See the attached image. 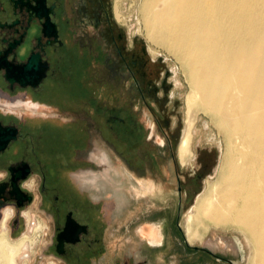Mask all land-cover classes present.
I'll return each mask as SVG.
<instances>
[{"label": "flooded vegetation", "instance_id": "obj_1", "mask_svg": "<svg viewBox=\"0 0 264 264\" xmlns=\"http://www.w3.org/2000/svg\"><path fill=\"white\" fill-rule=\"evenodd\" d=\"M16 1L0 0V10H11ZM31 2L36 12L50 23L44 30L46 36L37 32L32 45V53L38 54L47 68L35 87L21 88L16 84L10 87L0 77V127L16 132L15 138L0 151V220L8 209L1 230L7 233L8 221L12 232L19 228L22 211L34 199L30 182L36 176L40 206L53 222L49 245L53 254L63 264H95L103 258L106 223L100 202H93L87 190L80 189L71 178L76 171L89 175L103 171L88 158L94 141H99L110 156L123 164L130 180L150 181L167 188L172 196L170 206L172 209L173 203L176 206L174 215L170 214L174 225L165 230L160 224V233L163 237L166 233L183 237L177 222L181 207L194 196L208 166L202 153L198 154L195 157L198 169L185 173L187 181L182 179L183 166L176 148L182 133L176 125L180 124L179 115L172 121L169 114V110L174 112L171 71L163 68L160 61L149 59L144 45L128 36L116 21L110 0ZM16 19L10 16L0 21L12 23ZM74 80L83 92L87 112H70L72 117L66 119L31 117V110L43 107L59 110L41 99L48 96L52 86L70 88ZM143 111L160 130L164 143L153 142V133L147 137L143 127L142 131L137 128L142 124L139 116ZM162 125H173L175 131L167 133ZM79 132L83 145L67 156L66 146L73 145ZM58 133L62 137L60 142L65 144L63 150L60 142L56 144ZM16 187L21 196L17 195ZM161 194L156 189L152 192L155 199H161ZM152 215L146 221L158 223L157 211ZM63 232L59 244L58 237ZM195 248L192 247L195 252L211 255L207 249Z\"/></svg>", "mask_w": 264, "mask_h": 264}, {"label": "bare ground", "instance_id": "obj_2", "mask_svg": "<svg viewBox=\"0 0 264 264\" xmlns=\"http://www.w3.org/2000/svg\"><path fill=\"white\" fill-rule=\"evenodd\" d=\"M115 14L120 19L117 7ZM140 14L148 39L188 71L179 161L190 157L199 113L228 140L218 182L197 199L192 218L247 233L252 264H264V0H145ZM155 229L148 240L159 245ZM27 239L11 243L3 232L0 264H16Z\"/></svg>", "mask_w": 264, "mask_h": 264}, {"label": "rangeland", "instance_id": "obj_3", "mask_svg": "<svg viewBox=\"0 0 264 264\" xmlns=\"http://www.w3.org/2000/svg\"><path fill=\"white\" fill-rule=\"evenodd\" d=\"M144 1L110 0L111 10L116 21L123 26L128 36L137 39L139 43L144 45L147 57L154 61H160L163 68L171 71L170 78L173 84L171 95L174 112L169 110V114L173 116L172 121L176 120L175 115H179L180 124L176 125L179 132H182L187 114L185 100L187 94L191 93L189 78H187L188 71L167 48L158 46L148 39L140 14ZM116 7L120 19L115 14ZM77 85V80H74L70 88H64L62 85L52 86L48 96L41 99L59 110L68 111L67 113H62L54 108L43 107L37 111L31 110V117L66 119L72 117L71 113L82 114L87 112L83 92L79 90ZM139 120L142 123L141 126H137L139 130L142 131L141 128L143 127L147 137L153 133V142L164 143L160 130L153 124L146 111L142 112ZM162 126L167 133L175 131L172 128L173 125L170 127ZM61 138L58 133L56 144L60 142ZM82 140L83 135L80 133L72 141V146H66L67 156H71L75 150L82 147ZM62 143L60 142L59 146H62L61 149L63 150L65 144ZM178 143L177 141L176 148H178ZM227 144L228 140L225 133L215 126L209 117L199 113L193 131L191 154L183 162L179 161L183 166L180 171L183 172L182 179L187 181L184 175L189 171L198 169L195 157L201 153L208 170L202 176L194 196L186 205L181 207L177 222L183 231V237L166 233L163 244L159 246L150 244L147 238L153 236L156 232L155 228H158L159 231L160 229L146 220H150L152 214L157 211L158 219L155 220H158V223L156 224H163L164 229L169 230L172 224L174 225L173 216L171 217L170 214L174 215L176 207L175 203L172 204L173 209L170 206L172 196L168 195L165 186L161 187V185L150 181L130 180L123 164L110 156L99 141H94L93 151L88 155V158L100 165L106 173L101 170L100 173L89 175L86 172L76 171L71 174V178L80 189L87 190L88 196L93 202H100L101 212L106 223L103 231L105 254L95 264H169L170 262L175 264L187 262L189 264H252L255 249L247 233L235 227H215L207 222L201 224L192 218L197 206L195 204L196 199L207 195L209 189L218 182L220 170L225 162ZM68 180L73 185L71 179ZM30 184L34 199L22 211L23 216L20 218L19 228L12 232L9 221L7 223L8 234H6L11 243H17L22 238H28L20 250L21 253L19 252L20 254L16 257V264H63L62 260L49 249L53 222L40 206L41 199L37 191L38 178L36 176L31 177ZM155 189L159 192L162 191L161 199L153 198L152 192ZM7 210L3 211L0 220V235L3 233L1 222ZM161 217L163 220L160 219ZM38 226L42 227L40 232L36 231ZM187 237L192 239L188 240ZM192 247L207 249L211 255L195 252ZM134 252L136 254L131 256Z\"/></svg>", "mask_w": 264, "mask_h": 264}, {"label": "water", "instance_id": "obj_4", "mask_svg": "<svg viewBox=\"0 0 264 264\" xmlns=\"http://www.w3.org/2000/svg\"><path fill=\"white\" fill-rule=\"evenodd\" d=\"M10 16L16 17V21H0V77L10 87L15 84L21 88L35 87L44 78L47 67L41 62L38 54L32 53V45L37 38V32L46 36L44 30L48 29L50 23L36 12L31 0H17L11 10H0V20ZM15 133L13 129L0 127V135L3 134L0 139V151L15 138ZM15 191L21 196L22 192L17 187ZM64 234L65 232L59 235V244ZM185 242L187 243L186 239Z\"/></svg>", "mask_w": 264, "mask_h": 264}, {"label": "crops", "instance_id": "obj_5", "mask_svg": "<svg viewBox=\"0 0 264 264\" xmlns=\"http://www.w3.org/2000/svg\"><path fill=\"white\" fill-rule=\"evenodd\" d=\"M154 225H156V224H154ZM152 226V225H151ZM157 227H159V225H156ZM160 228V227H159ZM162 234V233H161ZM162 236H163V234H162ZM187 239L188 240H191L192 238H188L187 237ZM147 240H148V238H147ZM163 242H164V237H162V242H161V245L163 244ZM161 245H159V246H161ZM133 254H136V252H134V253H132L131 254V256L133 255ZM134 256V255H133ZM169 264H175L174 262H170ZM184 264H189V262H187V263H184Z\"/></svg>", "mask_w": 264, "mask_h": 264}]
</instances>
